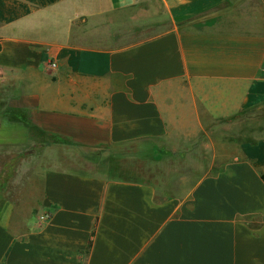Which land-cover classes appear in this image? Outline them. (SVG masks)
I'll return each mask as SVG.
<instances>
[{
	"label": "crops",
	"instance_id": "crops-1",
	"mask_svg": "<svg viewBox=\"0 0 264 264\" xmlns=\"http://www.w3.org/2000/svg\"><path fill=\"white\" fill-rule=\"evenodd\" d=\"M0 46V264H264V0H0ZM216 130L184 198L84 157Z\"/></svg>",
	"mask_w": 264,
	"mask_h": 264
},
{
	"label": "rangeland",
	"instance_id": "rangeland-1",
	"mask_svg": "<svg viewBox=\"0 0 264 264\" xmlns=\"http://www.w3.org/2000/svg\"><path fill=\"white\" fill-rule=\"evenodd\" d=\"M222 135L221 131L216 130L210 133L212 139L209 140L204 137L191 141H165V143L160 142L159 146L150 143L149 148H146L145 143L143 145L133 143L126 148L118 149L120 152L131 154L110 156L105 165L106 168L97 162L87 163L89 164L87 168L95 169L96 173L104 167L110 178L149 180L166 197L184 198L198 179L214 174L221 168L222 162L227 157L222 155L223 153L233 151L232 141L222 139ZM41 144L43 143L39 141L33 142V148L39 150ZM57 151L59 152L57 157L62 158L61 148H57ZM49 161V157L45 155H33V169L39 166L44 167ZM22 165V168H25L24 164ZM35 173L37 176L39 174L33 171V178ZM23 174L26 172L21 171V175Z\"/></svg>",
	"mask_w": 264,
	"mask_h": 264
},
{
	"label": "trees",
	"instance_id": "trees-1",
	"mask_svg": "<svg viewBox=\"0 0 264 264\" xmlns=\"http://www.w3.org/2000/svg\"><path fill=\"white\" fill-rule=\"evenodd\" d=\"M55 142L63 143L64 141L59 139ZM117 155H119V156L125 155L126 156L127 154H125L124 152L116 151L113 148H109V149H97V150L95 149L93 151H90L89 153H86L84 157L89 162H92V163L97 162V163L103 164L105 167L106 163L109 161L110 156H117ZM104 167H102V168L105 169L106 167L105 168ZM99 173L106 174L105 171H101V172L99 171ZM261 178L264 181V174L261 175ZM117 179H126V178L117 177ZM127 179H135V178H127Z\"/></svg>",
	"mask_w": 264,
	"mask_h": 264
},
{
	"label": "built area",
	"instance_id": "built-area-1",
	"mask_svg": "<svg viewBox=\"0 0 264 264\" xmlns=\"http://www.w3.org/2000/svg\"><path fill=\"white\" fill-rule=\"evenodd\" d=\"M49 66L56 67V62L50 61ZM263 73H264V66H263Z\"/></svg>",
	"mask_w": 264,
	"mask_h": 264
}]
</instances>
